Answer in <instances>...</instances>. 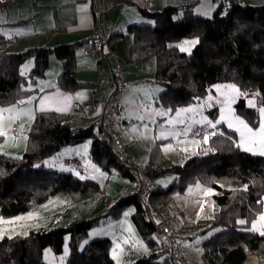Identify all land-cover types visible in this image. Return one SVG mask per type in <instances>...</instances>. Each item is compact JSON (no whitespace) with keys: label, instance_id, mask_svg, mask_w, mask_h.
<instances>
[{"label":"trees","instance_id":"1","mask_svg":"<svg viewBox=\"0 0 264 264\" xmlns=\"http://www.w3.org/2000/svg\"><path fill=\"white\" fill-rule=\"evenodd\" d=\"M150 16L152 24L128 26L132 34L128 58L131 62L154 58V81L164 88L158 104L173 113L201 101L213 84L234 82L241 92L235 112L255 124L257 109L246 106L244 99L257 92L258 104L264 106V5L221 0L209 18L193 15L189 6H166ZM121 37L120 33L113 34L111 43ZM191 37L196 38V43L190 53L181 52L174 45ZM75 45L33 46L13 51V43L0 35V107L17 104L37 91L35 84L44 77L52 54L62 61V70L56 77L59 88L70 90L86 84L77 79ZM27 58L33 59V67L21 74L20 66ZM104 117L101 112L88 127L82 128L72 126L68 114L37 112L26 131L22 155L0 152V217L34 210L59 191L67 193L72 203L98 197L100 189L95 180L44 167L47 157L87 139L91 140L88 156L99 169L106 172L115 169L121 178L129 179L135 169L130 163L125 165L116 159L103 125ZM219 127L222 133L210 138L209 154L191 157L183 164H168L157 142L141 172L151 180L167 173L177 177L176 182L165 188L155 187L148 198L157 215L175 192L185 191L190 184L211 188L215 204L211 217L184 221L182 227H198L193 236L222 229L200 241V264H242L248 254H264V229L261 233L250 230L263 211L264 157L242 151L235 133L223 125ZM128 205H134L131 219L145 243L149 247L161 246V250L148 252V256L130 264H171L164 256L161 241L158 243L152 237L156 228L145 219L144 208L135 196L120 197L106 206L103 214L93 218L64 226L61 224L64 215L61 222L50 228L41 226L25 235L3 236L0 264H45L44 250L49 248L60 254L66 236L69 253L62 264H114L109 239H94L82 249L79 246L90 228L108 217L119 219Z\"/></svg>","mask_w":264,"mask_h":264},{"label":"crops","instance_id":"2","mask_svg":"<svg viewBox=\"0 0 264 264\" xmlns=\"http://www.w3.org/2000/svg\"><path fill=\"white\" fill-rule=\"evenodd\" d=\"M145 1L105 0L106 21L111 25L113 34L116 36L119 33L122 34L119 41L112 43L110 41V45L122 63L128 82V87L121 97L119 114L114 125L115 133L127 150L128 162L135 170L143 169L148 160L150 149L155 143H159L162 153L166 152L167 141L171 142L174 136L183 133L179 125L167 123V117L173 113L158 106L160 94L158 92L163 87L154 81L155 61L148 60L150 57H147L138 62H131L128 58V49L132 43V34L128 31V26L153 23V20L150 19L151 14H146L144 11ZM239 1L244 5H264V0ZM187 2L188 0H152L153 13L161 12L166 6L182 8L189 6L193 15L208 16L215 11L219 3L218 0H197L186 5ZM93 10V0H13L0 7V35L13 43V51H23L33 46L74 43L76 44L77 79L86 83L70 90L59 88L56 77L62 70V61L50 55L44 77L37 80L35 84L37 91L17 104L0 107V132L4 133L0 139V152L11 156H19L23 153L26 131L37 112L52 111L68 114L72 126L82 128L88 127L99 113L104 112V103L111 93L108 83L113 77L109 66L110 58L103 57L100 60H95L84 53V41L98 31V24L93 18ZM179 43L181 42H176L174 45L179 46ZM101 81L104 84L99 86ZM14 125L18 126L16 138L12 132ZM22 128H24L23 135L19 137ZM183 146L184 149L189 147ZM89 147L90 143L84 142L81 144V152L82 150L83 152L88 151ZM60 151L61 156L58 159L45 160L44 164L47 162L50 166L58 167L57 171L71 172L69 169L75 170L60 162L67 161L72 157L79 158L76 154L78 148L65 147ZM179 152L187 154V156L191 154L180 150ZM165 159L168 160L166 157ZM81 161L83 163V160ZM167 163L178 164L169 160ZM83 164L87 169L86 174L90 172L92 179L103 191L102 196L99 195L102 198L95 201V203H104L103 208H99L100 212L109 206L111 201V193L107 192L111 191L109 185L113 175L110 174V177L104 178V174L96 166L87 162ZM116 174L117 178L115 179L118 180L120 176L117 172ZM123 179L120 177V183H124ZM170 181L176 182L177 177L173 175L167 178L162 175L153 180L155 187L159 188H163V185ZM210 189L199 183H193L185 191L175 192L160 212L162 216L165 214L162 222L166 224L170 216L179 215L181 229H185L182 227L184 221H198L211 217L208 214H213L215 204L213 190ZM133 212L132 210L131 215ZM56 213L59 212L52 213L47 217ZM262 215H264V210L253 221L252 224L255 225V228L252 229L250 226V229L259 230L260 223L262 224L261 228L264 229ZM41 226L43 224H40L39 227ZM256 228L258 229L256 230ZM185 230L183 236L191 239L197 228ZM157 250H161V246L157 245L155 251ZM185 251L187 252V249ZM148 252L153 251L146 250L142 256ZM200 254L199 248L188 249L189 258L195 259V261L197 259L199 263ZM242 264H264V254H248Z\"/></svg>","mask_w":264,"mask_h":264},{"label":"rangeland","instance_id":"3","mask_svg":"<svg viewBox=\"0 0 264 264\" xmlns=\"http://www.w3.org/2000/svg\"><path fill=\"white\" fill-rule=\"evenodd\" d=\"M212 14L208 16H203L205 18L211 17ZM152 20V17L150 18ZM188 41L189 43H185ZM192 41H196V38H185L182 39L179 43L178 50L184 53H190L194 48L195 43H191ZM184 49V50H182ZM51 57H55V55H51ZM56 58V57H55ZM96 60V59H95ZM148 60H153V57H150ZM111 60L110 65L111 66ZM33 67V59L27 58L20 66L19 72L21 74H25L29 72ZM155 73V72H154ZM113 79V77H112ZM153 79V77H152ZM112 81V80H111ZM229 85H234L235 87H228ZM133 86V85H132ZM164 88H161V93ZM240 90L237 83L234 82H218L211 86L210 90L208 91L207 95L199 102L194 104H190L183 108L176 109L172 115L167 117L168 124H175L179 125L182 129L183 133L181 135H176L170 140L167 141L165 145V151L161 152V154L168 158L169 161H174V163L183 164L188 158L192 156H205L212 151V148L209 145V140L212 136L221 134L222 129L219 127L223 125L225 128L233 131L236 135V142L237 146L245 152H248L253 155L263 156L261 153L264 152V138H262L258 133L261 128V125H264V114L261 113L260 109L264 108V106H260L258 104V94L257 92L252 93L251 95L245 97V105L248 107H254L257 109V119L255 124L248 123L242 117L236 114L235 112V105L240 98ZM160 108H166L162 104H158ZM2 108V107H1ZM213 113V116L211 115ZM237 117L239 120H237ZM244 121V124L248 126V128L252 129L253 133H257V135H252L249 133L245 128L244 125L240 124L239 121ZM209 121L211 124H209ZM219 121V123H217ZM232 125L229 127V125ZM215 125V127H212ZM202 129V136L201 138L197 139L193 136V131L195 128ZM196 128V129H197ZM24 128L21 129L19 133V137L23 135ZM114 134L115 133V126L113 127ZM243 134V135H242ZM118 137V136H117ZM119 138V137H118ZM120 140V139H119ZM90 140H84L76 144L68 145L66 147H73L78 148V152L76 154L83 160V163L93 164L96 166L100 172L104 174V178L112 176L111 183L109 185V192L111 193V201L109 205L117 201L120 197V190L125 185H129V179L122 178L124 183H120L119 179L117 178L116 170L111 169V172H106L97 167V165L91 161L88 156V151L82 150L81 152V144ZM183 145H187L189 147L184 149ZM65 148V147H64ZM63 149V148H62ZM187 152L191 153L189 156L184 153L179 152ZM126 153L127 150L125 149ZM189 151V152H188ZM60 152L47 157L46 161L49 159H58ZM6 154V153H4ZM11 156L10 154H6ZM20 154L19 156H21ZM18 157V156H16ZM185 157V158H184ZM167 160V161H168ZM86 161V162H85ZM45 168H51L54 170H59L58 167L50 166L47 162L44 164ZM71 170V173L79 178H91L92 176L90 172L88 174H79L75 170ZM89 171V170H88ZM141 171V170H138ZM111 174V175H110ZM110 175V176H109ZM169 178V176H173L172 174H164ZM172 181L163 185V188L170 185ZM159 185V184H158ZM211 190V189H210ZM100 196H102L103 191L100 190ZM212 191V190H211ZM107 195V194H106ZM104 203H95L93 198L88 199L86 197L82 201L78 203H72L64 191H59L54 195L50 196L45 202L40 204L36 209L28 211L26 213L2 218L0 217V239L3 236L11 237L13 235H25L28 233L29 230L35 229L39 227L40 224H46L52 216L47 217L48 215L59 212H64L66 214L65 219L62 221V225L66 226L72 221H81L83 219L93 218L97 215L103 214L104 210L99 212V208H103ZM263 208H264V197H263ZM134 211V205H128L124 208L123 213L119 219H112L108 217L105 221L99 223L98 225L93 226L87 232V235L84 237V240L81 242L79 249H82L84 245L94 239H101L107 238L111 241L110 247V256L114 262V264H130L133 261H136L140 257H142L143 252L146 250L155 251L157 249V245H153L149 247L137 229L135 228L132 219H131V212ZM264 210V209H263ZM127 213V215H125ZM57 214V213H56ZM55 215V214H54ZM165 215V214H164ZM163 215V216H164ZM205 215V214H203ZM212 215V214H208ZM163 216L158 214L154 220L158 222H162ZM169 217V216H168ZM167 219V218H166ZM167 220L166 225L170 226L174 232L175 237L178 242L183 244V247L187 249V252L184 251V255L189 260H193L188 256V249L191 248H201L197 245L202 239L214 235L215 233L221 231V228H216L209 230L204 235H194L193 238H188L183 236V233L186 232L185 229H181L180 225V217L179 215L170 216ZM260 222V221H259ZM258 222V223H259ZM165 224L164 222H162ZM260 229L257 230L258 233L263 231L261 228V223L259 224ZM198 229V227H196ZM195 228V229H196ZM253 229V224L251 225ZM250 229V230H252ZM152 237L160 243V239L157 233H153ZM180 240V241H179ZM68 236L64 239V246L63 251L60 254H55L52 252L51 249L47 248L44 250L42 255V261L45 264H62L65 257L69 253L68 249ZM133 246V252H130V247ZM195 261V259L193 260ZM197 261V259H196Z\"/></svg>","mask_w":264,"mask_h":264},{"label":"built area","instance_id":"4","mask_svg":"<svg viewBox=\"0 0 264 264\" xmlns=\"http://www.w3.org/2000/svg\"><path fill=\"white\" fill-rule=\"evenodd\" d=\"M13 0H0V7L5 4L11 2ZM197 0H188V5L190 2H195ZM221 1V0H218ZM94 10H93V18L95 22L98 24V31L92 36L88 37L84 41V53L88 56L96 60H100L103 57H108L111 60L110 70L113 75V79L108 83V86L111 89L110 96L108 100L104 103V121L103 125L106 129L107 136L110 140L112 151L116 157V159L122 163L127 165L128 158L125 148L119 138L114 134L113 127L116 124V120L118 118L121 97L124 90L128 87V82L125 78V73L122 68V63L115 53L113 48L110 45V41L113 35V29L111 25L106 21V5L105 0H93ZM184 8V7H183ZM144 11L146 14H152V0L145 1ZM104 84L102 81L99 83V86ZM97 125L100 122L96 123ZM17 125H14L12 128V132L14 138H16L17 133ZM194 137L199 139L202 136V129L198 128L194 131ZM62 165H68L74 168L79 174H86L87 169L82 163V161L77 157H72L67 161L60 162ZM129 185L123 186L120 190V197H129L135 196L141 202L145 214L144 217L147 221L152 222L156 228L157 235L162 243L164 256H166L171 264H200L197 261L189 260L184 255V247L181 243H179L175 237L174 230L162 222H156L154 218L157 216V212L153 210L148 204V198L151 196V193L155 189V185L153 180H151L148 176L144 175L141 171L134 170L130 173ZM100 196L94 197V201H99ZM64 213H59L50 218V220L44 224L43 228H50L59 222H61L64 218ZM130 252H133V246L130 247ZM149 253H146L145 256H148Z\"/></svg>","mask_w":264,"mask_h":264},{"label":"snow or ice","instance_id":"5","mask_svg":"<svg viewBox=\"0 0 264 264\" xmlns=\"http://www.w3.org/2000/svg\"><path fill=\"white\" fill-rule=\"evenodd\" d=\"M185 43H189L188 41H186ZM191 43H196V41H192ZM184 50V49H182ZM228 87H232L234 88L235 86L234 85H229ZM261 113L264 114V108L260 109ZM237 120H239V118L237 117ZM217 123H219V121H217ZM240 124L244 125V128L249 132L251 133L252 135H257V133H253L252 132V129L251 128H248V126L246 124H244V121L240 120L239 121ZM209 124H211V122L209 121ZM232 125L230 124L229 127H231ZM212 127H215V125H212ZM4 133L3 132H0V135H3ZM262 138H264V125H261V128L259 130V133H258ZM243 135V134H242ZM262 155H264V152L261 153ZM127 215V213L125 214ZM261 220H264V215L261 216ZM240 223H245V221H240ZM253 228H255V225H253ZM262 235H264V233H262Z\"/></svg>","mask_w":264,"mask_h":264}]
</instances>
